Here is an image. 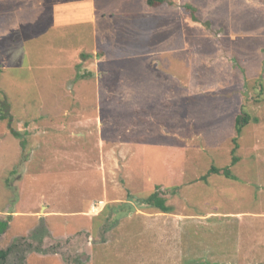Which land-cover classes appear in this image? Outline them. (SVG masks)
Instances as JSON below:
<instances>
[{
  "label": "rangeland",
  "instance_id": "rangeland-1",
  "mask_svg": "<svg viewBox=\"0 0 264 264\" xmlns=\"http://www.w3.org/2000/svg\"><path fill=\"white\" fill-rule=\"evenodd\" d=\"M79 1L0 0L4 264H264V0L54 27Z\"/></svg>",
  "mask_w": 264,
  "mask_h": 264
},
{
  "label": "crops",
  "instance_id": "crops-1",
  "mask_svg": "<svg viewBox=\"0 0 264 264\" xmlns=\"http://www.w3.org/2000/svg\"><path fill=\"white\" fill-rule=\"evenodd\" d=\"M172 2H179V0H170ZM68 2H59L54 5V13L52 17V24L56 28L66 27V25L70 24V26H78V24L86 23L87 21L96 28L98 22L97 20H102L104 13H110L111 9L109 5H105L103 2L99 0H80L79 2H75V4L65 5ZM69 4V3H68ZM121 4L127 6V15L125 17V21L127 25L135 26L140 21L145 20L146 18L152 15V8L148 6L147 0H125ZM161 9L169 13L167 15L170 18H175L177 13L180 12L181 9L176 10L173 5L164 4L160 6ZM174 15V16H173ZM98 18V19H97ZM97 22V23H96ZM95 24V25H94ZM129 27V26H128ZM134 30V27H129ZM97 49L100 51V48H94V51ZM103 48L101 56H99V52H95V56L101 57V60L107 62L108 54L104 51ZM92 56H90L91 58ZM146 58H151V56H145ZM98 60V59H97Z\"/></svg>",
  "mask_w": 264,
  "mask_h": 264
},
{
  "label": "trees",
  "instance_id": "trees-1",
  "mask_svg": "<svg viewBox=\"0 0 264 264\" xmlns=\"http://www.w3.org/2000/svg\"><path fill=\"white\" fill-rule=\"evenodd\" d=\"M147 4L149 6L152 7H160L164 4H170L172 5L169 0H147ZM187 11H191L193 10V8H191V6H188ZM191 13V12H190ZM191 18L194 21H198L196 15L194 12L191 13ZM0 72H1V68H0ZM89 76H91V74H89ZM251 121V117L249 114L242 112L236 119V124H235V129H236V133H237V137L240 136L243 132V129L249 124V122ZM17 135V134H15ZM18 136V135H17ZM237 140H234V144L235 147L233 149V155H235V152L238 149V145L236 144ZM238 159L237 157L233 156L232 158V163L231 165L234 166L237 163ZM210 173L212 174H223L224 176H226V178H233V176L231 175V170L230 167L227 168H223V169H218L216 167H212L210 170ZM158 190H160L159 187L156 188V192L152 193L151 195H149L147 198L145 199H138L135 198L132 195H129V199H128V203L124 206H122V208L115 210V213L117 214V220L126 217V215L129 212H132L134 210V208L132 207V204H136V205H146L148 207H152L157 209L158 211H160L161 213H171V207H169L167 205V200L164 197H161L160 193ZM8 223L7 222H1L0 221V236L7 230L8 228ZM8 255V252L4 251V250H0V264H4V261L6 260V257Z\"/></svg>",
  "mask_w": 264,
  "mask_h": 264
},
{
  "label": "built area",
  "instance_id": "built-area-1",
  "mask_svg": "<svg viewBox=\"0 0 264 264\" xmlns=\"http://www.w3.org/2000/svg\"><path fill=\"white\" fill-rule=\"evenodd\" d=\"M101 205H102V203H101ZM96 207H97V206H92V209L95 211V210H96Z\"/></svg>",
  "mask_w": 264,
  "mask_h": 264
}]
</instances>
